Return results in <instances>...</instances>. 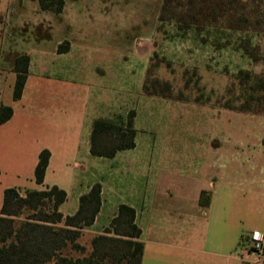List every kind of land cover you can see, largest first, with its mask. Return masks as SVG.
<instances>
[{"label": "crops", "instance_id": "0c3cea01", "mask_svg": "<svg viewBox=\"0 0 264 264\" xmlns=\"http://www.w3.org/2000/svg\"><path fill=\"white\" fill-rule=\"evenodd\" d=\"M64 1L62 13L55 14L43 10L39 0H0V67L7 70L0 105L14 110L0 125V178L5 180L0 211L7 188L40 191L58 186L67 192V203L71 191L79 201L95 184L86 185L79 171L92 169L86 160L92 157L94 120L111 115L96 109L106 97H95L97 106L92 105L91 86L77 77L86 78L81 61L123 49L124 40H153L163 5V0ZM65 42L70 50L61 54L58 48ZM24 54L30 56L29 73L23 96L15 101L13 69ZM46 149L51 159L45 181L38 185L35 169ZM212 167L216 172L195 181L193 189L174 192L163 180L158 187L153 179L158 190L118 204L117 211L122 204L136 211L145 244L142 264H255L243 251L251 245L253 232L264 233V159H217ZM202 192L210 195L207 207L200 204ZM102 210L103 205L86 231L101 234L117 214L109 225L97 228Z\"/></svg>", "mask_w": 264, "mask_h": 264}, {"label": "rangeland", "instance_id": "374dc122", "mask_svg": "<svg viewBox=\"0 0 264 264\" xmlns=\"http://www.w3.org/2000/svg\"><path fill=\"white\" fill-rule=\"evenodd\" d=\"M157 29L153 40H124L123 49L110 51L106 57L89 55V60L81 61L85 62L86 78L77 77L91 86L92 105L97 106V96L107 98L97 111L111 115L105 118H114L113 112L124 118L130 111L136 113V147L114 159L92 156L91 161L86 160L91 171H79L86 185L91 181L104 189L97 228L109 225L119 203L136 202L144 192L157 189L153 179L158 187L163 180L174 192L190 190L195 181L216 172L212 166L217 159H264V116L230 111L218 103L227 99L240 70H260L236 48L237 37L229 47L219 49L215 31L201 35L191 31L181 37L172 24ZM149 68L151 79L171 85L173 99L144 92ZM6 71L0 67V88ZM161 84L155 86L159 92L164 89ZM2 181L0 178V185ZM78 207L76 191H71L61 212L72 215ZM96 235L84 230L79 242L87 252Z\"/></svg>", "mask_w": 264, "mask_h": 264}, {"label": "trees", "instance_id": "16d2710c", "mask_svg": "<svg viewBox=\"0 0 264 264\" xmlns=\"http://www.w3.org/2000/svg\"><path fill=\"white\" fill-rule=\"evenodd\" d=\"M39 2L43 10L55 14L62 13L65 6L64 0ZM164 23L172 24L181 37L191 31L199 35L215 31L219 49L229 47L236 36V48L260 70H240L228 90L227 99L218 103L230 111L264 116V0H163L157 32ZM69 50L68 42L58 48L61 54ZM30 61L27 54L15 61V101L23 96ZM151 71L147 70L144 92L149 96L173 99L171 85L151 79ZM159 84L164 85L161 92L155 87ZM13 115L11 106L0 105V125ZM135 117L133 110L126 118L116 115L94 120L91 155L113 159L120 152L134 149ZM50 159L51 152L47 149L39 155L35 169L38 185L45 181ZM67 199V192L58 186L40 191L7 188L0 211V264H142L145 244L133 207L120 205L110 225L93 237L91 251L87 252L79 240L84 230L94 225L102 209V185H92L80 197L78 210L72 215L60 210ZM210 199L207 192H202L200 204L207 207ZM74 253L80 256L74 257Z\"/></svg>", "mask_w": 264, "mask_h": 264}, {"label": "built area", "instance_id": "2783aa9c", "mask_svg": "<svg viewBox=\"0 0 264 264\" xmlns=\"http://www.w3.org/2000/svg\"><path fill=\"white\" fill-rule=\"evenodd\" d=\"M243 257L249 259L253 257L254 263H261L264 259V233L253 232L251 235V245L243 251Z\"/></svg>", "mask_w": 264, "mask_h": 264}]
</instances>
